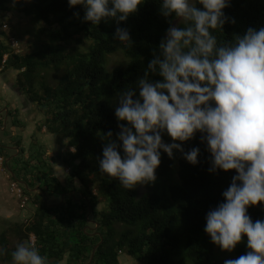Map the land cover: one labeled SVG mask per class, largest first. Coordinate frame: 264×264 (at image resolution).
I'll use <instances>...</instances> for the list:
<instances>
[{
	"label": "trees",
	"instance_id": "trees-1",
	"mask_svg": "<svg viewBox=\"0 0 264 264\" xmlns=\"http://www.w3.org/2000/svg\"><path fill=\"white\" fill-rule=\"evenodd\" d=\"M159 9V0H147L126 22L117 25L110 20L94 26L83 22L82 6L70 8L68 0H0L3 17L15 13L34 20L40 34L49 38L42 50L19 53L11 37L0 31V74L17 71L15 86L45 115L39 128L46 125L57 140L65 139L62 163L69 168L64 184L53 172L51 157L38 139H33L28 149L22 139L13 141L19 150L17 156L7 152L8 147L0 140V152L10 158L7 166L12 176L24 184L35 206L26 220H6V226L0 229V247L5 249L0 255L2 263L12 264L11 252L18 243L30 244V234L35 235V246L47 257L48 264H61L65 259L66 264H120L119 251L125 247L128 255L144 264H224L249 251L244 238L233 250L234 255H227L204 231L207 212L223 202L222 193L235 172L209 173L210 153L200 142L199 133L182 144L185 151L200 148L199 164L188 163L180 152H175V159L162 152L156 175L172 180L168 193L149 191L139 196L138 186L128 191L107 175L96 179V194L89 188L100 173L98 158H102L104 134L112 131L115 137L119 131L121 122L115 117L118 94L134 87L144 75L153 51H159L169 20L173 25L178 20L165 19ZM224 11L236 23L226 24L224 32L216 30L218 41H230L249 27L264 26V0H232ZM76 12L80 18L74 15ZM117 26L130 30L132 47L114 39ZM76 38L89 42L85 51L62 43ZM118 49L125 52L127 64L107 69L109 55ZM65 62L69 63L65 76L53 74L51 79L56 84H50L45 72ZM151 78L162 79L158 75ZM8 114L14 118L15 111L9 108ZM13 124L21 126L18 119ZM4 126L5 118L0 113V129ZM163 139L172 142L167 135ZM76 181L88 192H79ZM56 194L61 197L55 202L44 197ZM79 194L83 196L79 198ZM249 215L253 221L264 219V203L250 207ZM12 237L17 244L13 245Z\"/></svg>",
	"mask_w": 264,
	"mask_h": 264
},
{
	"label": "clouds",
	"instance_id": "clouds-1",
	"mask_svg": "<svg viewBox=\"0 0 264 264\" xmlns=\"http://www.w3.org/2000/svg\"><path fill=\"white\" fill-rule=\"evenodd\" d=\"M145 3L68 0L70 8L82 6L83 22L94 26L126 22ZM231 3L159 0L160 14L183 26L169 20L144 75L118 94L115 117L121 123L115 137L112 131L104 134L99 172L128 191L155 184L162 152L170 159L180 152L188 163H200L199 147L185 151L182 146L199 133L210 153L209 173L235 172L222 193L223 202L207 212L204 231L228 252L247 237L249 251L224 264H264V219L253 221L249 215L250 207L264 203V26L218 41L214 32L236 23L224 11ZM74 15L80 18L79 12ZM114 39L126 47L134 43L124 27L117 26ZM153 75L162 79L154 81ZM164 135L172 142L166 143ZM11 259L12 264H48L47 257L28 243H18Z\"/></svg>",
	"mask_w": 264,
	"mask_h": 264
},
{
	"label": "crops",
	"instance_id": "crops-1",
	"mask_svg": "<svg viewBox=\"0 0 264 264\" xmlns=\"http://www.w3.org/2000/svg\"><path fill=\"white\" fill-rule=\"evenodd\" d=\"M16 74L17 71L12 69L0 74V113L4 115V118H6V109L8 110L11 108L15 111L14 118L9 117V114L7 115L5 128L3 127L0 129V140L2 143H5L8 147L7 152H10L12 156H17L19 153L17 146L13 143V141H16L18 138L22 139L23 146L27 149L31 146L33 139H38L45 147L50 146L53 148L52 152H50V155L53 156H50L52 159H50L52 170L56 177L65 184L66 174L69 171V168L65 167L62 163L65 140L62 142L57 140V136L54 133L49 132L48 127L45 125V128H39V123L43 120V113L36 107L35 103L24 98L22 92H20L17 86H15ZM6 90H10V97L3 98L2 96L6 94ZM14 119H18L20 121V128L13 124ZM8 128L9 131L6 132ZM34 145V147H36V144ZM33 152L35 153V151ZM46 154L49 155L48 152H46ZM76 187L81 191L82 188L80 182L76 181ZM34 191H39V189L35 188ZM5 193L6 192H4L2 188L0 179V215L3 220L1 223L2 226H6V220L12 222L15 221L16 216L19 214L15 205L7 201V198L4 196ZM60 197L61 196L59 194H56L48 197L47 200L55 202L59 200ZM34 209L31 210V212L34 211ZM125 253L126 252L123 251L119 254L120 264H144V262L133 258L131 255H125ZM61 264H66V259Z\"/></svg>",
	"mask_w": 264,
	"mask_h": 264
},
{
	"label": "rangeland",
	"instance_id": "rangeland-1",
	"mask_svg": "<svg viewBox=\"0 0 264 264\" xmlns=\"http://www.w3.org/2000/svg\"><path fill=\"white\" fill-rule=\"evenodd\" d=\"M179 23H180L179 20H177L176 25H178ZM11 25L14 26L15 28L11 29L10 28ZM39 28H40V26L37 23H35L34 20L31 21L30 19H28L26 17L21 18L19 15L15 14V13H9L7 15V17H3L0 13V31L4 30L8 34V36L11 38L15 36L14 39L17 40L18 45H19V48H16V49H18L19 53L42 50L45 47V46L43 47V44H46V45L49 44V40H48L49 38L44 34L43 35L40 34ZM14 34H17V35H14ZM78 39L79 38H76V39H73L71 41H65L62 43H64L67 47H69L71 49L77 48L80 51H85L86 45L89 42L86 39H83V40H78ZM127 62H128V58H127L125 52L122 49H118L117 52L109 55V59L106 63V67H107V69L111 70L112 68L116 67L118 64L121 63V64L125 65V64H127ZM68 70H69V63L65 62L62 64V66L60 68L52 67L50 70H48L45 73H47V78L49 80V83L50 84H56V81L54 82V80L51 79L52 75L53 74H60L59 76L62 78L65 76V74L67 73ZM2 89H3V87H2ZM7 90H6V94H4L2 96L3 98L10 97V92H9L10 90L9 91H7ZM12 95H13V93H12ZM43 119L45 122L44 113H43ZM45 126L43 125L40 128H45ZM8 127H9V125H8ZM8 131H9V128L6 132H8ZM39 135H41V134H39ZM63 140H65V139L60 138L59 141L62 142ZM38 142L41 144V142L39 140H38ZM43 149L45 150V152H48L49 156H51L50 152H52L53 148H51L50 146L44 147V145H43L42 150ZM0 155H3V154L0 152ZM51 157H53V156H51ZM9 164H10V166L15 167V162L10 161ZM93 167H95V166H93ZM177 168H178V163L176 162L175 163V174L177 172ZM9 172L12 173L11 170L8 168L6 171H4V170L0 171V179H1L2 188H3L4 192H6L4 196H5V198H7L8 202L15 205V207L17 208V210L19 212L18 216H16L15 221H24V219L29 217L30 213L33 212V211L31 212V210H33L35 208V206L31 202H28V204L24 205V206L21 205L22 199H19L17 197L16 193H14L10 190V181L12 179L10 180L7 177V175H9ZM103 176H104V174H101V173L96 174L95 179H93L94 181L89 184V186H90L89 188L90 189L94 188V190H95L96 187H98V185H99V182L96 179H101ZM91 178H92V176H91ZM171 183H172V180H170V179H164L161 177H157L155 184H150L147 186H138V188H137L138 189V195L141 196L143 194L148 193L149 191H156V192L161 193V194L168 193ZM81 188L83 189V190L81 189V191L88 192V189H86V187L84 185H81ZM81 191L79 190V192H81ZM27 195L29 196V194H27ZM82 196H83L82 194H79V198H81ZM44 197L46 199L47 196H44ZM2 221L3 220H2L1 215H0V229H3L5 227L4 225L2 226V224H1ZM120 226H122V225H118V227H120ZM244 238H247V237L245 236V237H243V239ZM12 241H13V245L17 244V240L14 237H12ZM124 251L126 252L125 253V255H126L127 254V248L126 247L124 248ZM218 251L219 250L216 249V253H218ZM226 254L227 255H234L233 251H231V252L227 251ZM0 264H4V263H2L0 261Z\"/></svg>",
	"mask_w": 264,
	"mask_h": 264
},
{
	"label": "built area",
	"instance_id": "built-area-1",
	"mask_svg": "<svg viewBox=\"0 0 264 264\" xmlns=\"http://www.w3.org/2000/svg\"><path fill=\"white\" fill-rule=\"evenodd\" d=\"M11 43L12 45L15 47V48H19V45H18V42L16 39L14 38H11ZM16 52H18V49H16ZM7 58V55H5L4 57V60ZM9 169V168H8ZM6 171L7 170V164H6V158L5 156L3 155H0V171ZM7 177L11 180L10 181V190L14 193H16L17 197L19 199H22L21 201V205H27L28 202H30L31 198L30 196H28L26 193H25V189H24V185L18 181L17 179H15L13 176H12V173L9 172V175H7ZM97 191L94 190V194H96ZM29 243L30 244H33L35 245L36 243V237L34 234H30V237H29ZM122 251H119V253H121Z\"/></svg>",
	"mask_w": 264,
	"mask_h": 264
},
{
	"label": "water",
	"instance_id": "water-1",
	"mask_svg": "<svg viewBox=\"0 0 264 264\" xmlns=\"http://www.w3.org/2000/svg\"><path fill=\"white\" fill-rule=\"evenodd\" d=\"M5 112H6V118H5V120H6V119H7V115H8V110L6 109ZM5 124H6V123H5ZM4 128H5V126H4ZM9 159H10V158L6 159V164L8 163ZM7 168H8V166H7ZM22 184H23V183H22ZM23 185H24V184H23ZM46 199H47V197H46ZM90 213H91V208H89V213H88V215H90ZM93 254H94V251H93V253H92V256H91L90 261H92V259H93Z\"/></svg>",
	"mask_w": 264,
	"mask_h": 264
}]
</instances>
